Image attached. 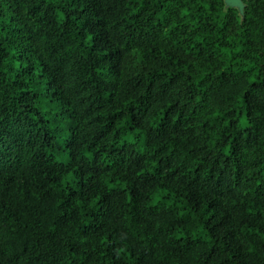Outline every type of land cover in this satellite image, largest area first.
Listing matches in <instances>:
<instances>
[{"label":"trees","instance_id":"16d2710c","mask_svg":"<svg viewBox=\"0 0 264 264\" xmlns=\"http://www.w3.org/2000/svg\"><path fill=\"white\" fill-rule=\"evenodd\" d=\"M0 0V264H264V0Z\"/></svg>","mask_w":264,"mask_h":264},{"label":"water","instance_id":"95a60500","mask_svg":"<svg viewBox=\"0 0 264 264\" xmlns=\"http://www.w3.org/2000/svg\"><path fill=\"white\" fill-rule=\"evenodd\" d=\"M225 9H234L238 12L239 16L243 17V11L245 8L244 1L249 0H222Z\"/></svg>","mask_w":264,"mask_h":264}]
</instances>
